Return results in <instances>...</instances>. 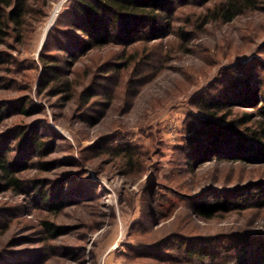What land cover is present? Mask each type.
I'll list each match as a JSON object with an SVG mask.
<instances>
[{
    "label": "rangeland",
    "instance_id": "1",
    "mask_svg": "<svg viewBox=\"0 0 264 264\" xmlns=\"http://www.w3.org/2000/svg\"><path fill=\"white\" fill-rule=\"evenodd\" d=\"M224 1L173 0L161 38L92 49L75 0L33 1L0 43V152L21 183L0 169V264H264V0L206 24ZM34 127L49 154L20 152ZM207 127L259 144L195 160Z\"/></svg>",
    "mask_w": 264,
    "mask_h": 264
},
{
    "label": "trees",
    "instance_id": "2",
    "mask_svg": "<svg viewBox=\"0 0 264 264\" xmlns=\"http://www.w3.org/2000/svg\"><path fill=\"white\" fill-rule=\"evenodd\" d=\"M33 1L0 0V43L12 38L15 33L20 34L21 29L25 26L26 18L31 12ZM255 4V0H225L216 4L214 9L210 10L205 23L213 21L230 23L241 15L246 8H253ZM172 12L173 0H75L69 15L74 19V27L80 30L83 36H87L88 49H92L98 46H106L109 42L115 40L123 42L131 40L133 42L138 38H143L149 42L159 39L162 37L163 32L167 30L166 27L171 25ZM49 35L48 33L47 38H49ZM182 37L187 40L188 34H182ZM48 44L49 39L45 41L43 51L46 50ZM56 71L57 68L54 66L53 72ZM48 76L50 75L48 74ZM21 105H24V103L22 102ZM11 108L4 103L0 104V125L8 118ZM244 119L250 120V116L245 115ZM200 131L197 129V132L204 134L206 138L204 136L200 138L198 143L202 145L199 148L203 149V153L201 155L192 154V158L195 160H201L203 158L201 156L205 157L206 154L220 150L223 146L243 152L246 149V141L259 144L255 133V139L253 140L242 137L239 140L231 141L234 136H230L231 133L227 132V127L222 128V131L208 127ZM262 133L264 136V130ZM14 136L18 140L21 153L29 151L32 152L33 156L36 154L41 156L49 154V151L46 153V150L49 149L50 144L46 145L42 141V133H40L39 127H34L31 131H14ZM259 146L260 148L257 150H259V153L264 154V145ZM16 166H20L17 160L10 159L8 161V158L1 155L0 152V169L3 175L10 186L19 188L21 185L20 180L14 175ZM22 168L21 170H24L26 167ZM263 192L255 193V197L260 199ZM43 199H47L45 195ZM238 206L245 207L243 204ZM261 206H264V202L261 203ZM196 210L200 216L212 218L220 211V208L217 205L203 203ZM44 227L52 238L59 236L60 233L50 223L45 222Z\"/></svg>",
    "mask_w": 264,
    "mask_h": 264
},
{
    "label": "bare ground",
    "instance_id": "3",
    "mask_svg": "<svg viewBox=\"0 0 264 264\" xmlns=\"http://www.w3.org/2000/svg\"><path fill=\"white\" fill-rule=\"evenodd\" d=\"M60 4L61 3H57V4H55L53 6V9H52V11L50 13V16H49V18H48V20H47V22H46V24L44 26V29H43V32H42V35H41V40L44 39V37H45L46 33L48 32L49 28L53 25L57 15H58V13L60 11Z\"/></svg>",
    "mask_w": 264,
    "mask_h": 264
}]
</instances>
